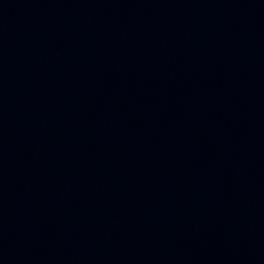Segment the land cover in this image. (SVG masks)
Returning <instances> with one entry per match:
<instances>
[{"label":"water","instance_id":"obj_1","mask_svg":"<svg viewBox=\"0 0 264 264\" xmlns=\"http://www.w3.org/2000/svg\"><path fill=\"white\" fill-rule=\"evenodd\" d=\"M0 264H264V0H0Z\"/></svg>","mask_w":264,"mask_h":264}]
</instances>
